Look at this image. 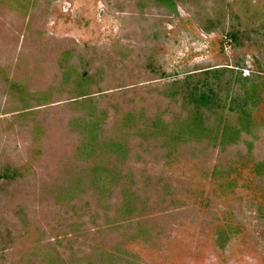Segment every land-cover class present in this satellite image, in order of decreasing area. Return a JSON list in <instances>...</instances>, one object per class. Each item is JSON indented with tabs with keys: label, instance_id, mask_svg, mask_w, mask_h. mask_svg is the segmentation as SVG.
<instances>
[{
	"label": "rangeland",
	"instance_id": "obj_1",
	"mask_svg": "<svg viewBox=\"0 0 264 264\" xmlns=\"http://www.w3.org/2000/svg\"><path fill=\"white\" fill-rule=\"evenodd\" d=\"M0 264H264V0H0Z\"/></svg>",
	"mask_w": 264,
	"mask_h": 264
},
{
	"label": "trees",
	"instance_id": "obj_2",
	"mask_svg": "<svg viewBox=\"0 0 264 264\" xmlns=\"http://www.w3.org/2000/svg\"><path fill=\"white\" fill-rule=\"evenodd\" d=\"M207 71V73H210V72H212L213 71V69H208V70H206ZM197 95V92H194V93H192V95ZM210 93H207V92H204V93H201L200 94V98H197L198 100H204L205 99V101H207V99L210 97ZM132 189H131V187H130V191L128 190V193H125V194H128L129 195V198H125V201L122 203V206L123 205H132V201L134 200V199H138V198H140L141 197V194H139L138 192H137V194H135L134 192H132L131 191Z\"/></svg>",
	"mask_w": 264,
	"mask_h": 264
}]
</instances>
